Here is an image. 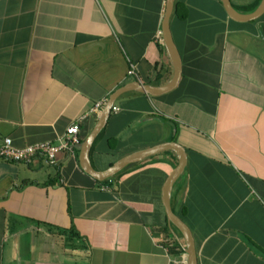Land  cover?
Here are the masks:
<instances>
[{
	"label": "crops",
	"instance_id": "obj_1",
	"mask_svg": "<svg viewBox=\"0 0 264 264\" xmlns=\"http://www.w3.org/2000/svg\"><path fill=\"white\" fill-rule=\"evenodd\" d=\"M179 1L189 10L172 30L179 86L122 94L91 162L104 171L134 152L181 144L187 165L171 203L193 231L198 264H264V16L242 23L222 0ZM231 2L247 10L261 0ZM165 8L166 0H0V140L56 143L78 122L82 142L97 102L133 81H170ZM79 156L62 152L55 165L0 158V264H187L162 199L177 154L105 181Z\"/></svg>",
	"mask_w": 264,
	"mask_h": 264
},
{
	"label": "water",
	"instance_id": "obj_2",
	"mask_svg": "<svg viewBox=\"0 0 264 264\" xmlns=\"http://www.w3.org/2000/svg\"><path fill=\"white\" fill-rule=\"evenodd\" d=\"M176 0H166L165 14L162 22L163 41L173 65V76L164 85H151L141 83L139 80L126 84L115 90L109 97L104 109L98 118V121L89 135L77 146L80 151L79 161L83 170L99 181H105L126 166L143 160L149 156L164 152L174 151L178 156V164L169 174L163 187V205L166 211L167 219L171 227H175L183 236L185 242V251L187 254V264H198L196 242L193 231L190 226L175 213L172 208L171 198L175 183L184 172L187 165V150L179 143L174 141L164 142L132 154H129L104 171H98L91 162V150L102 130L106 127L113 111L116 100L124 93L137 91L149 96H161L169 93L179 86L183 77V61L179 48L174 40L171 28V18L174 11ZM224 9L231 20L237 22H252L264 16V0H261L257 8L250 12H242L236 9L231 0H222Z\"/></svg>",
	"mask_w": 264,
	"mask_h": 264
},
{
	"label": "built area",
	"instance_id": "obj_3",
	"mask_svg": "<svg viewBox=\"0 0 264 264\" xmlns=\"http://www.w3.org/2000/svg\"><path fill=\"white\" fill-rule=\"evenodd\" d=\"M130 72L135 73V70L132 69ZM104 105L105 102H97L92 112H101ZM113 109L118 110L115 106ZM80 143V125L76 122L68 127L64 136L59 138L56 143L42 141L19 147L14 144L11 137H3L0 140V158L13 163L30 162L36 158H44L49 164L55 165L58 162V155L62 152L75 156L77 146Z\"/></svg>",
	"mask_w": 264,
	"mask_h": 264
},
{
	"label": "trees",
	"instance_id": "obj_4",
	"mask_svg": "<svg viewBox=\"0 0 264 264\" xmlns=\"http://www.w3.org/2000/svg\"><path fill=\"white\" fill-rule=\"evenodd\" d=\"M258 4L259 3H257L254 7L249 8L247 10L245 9V10H239V11H242V12L253 11L254 9H256ZM188 16H189L188 8H186V6L181 1L176 0L175 1V5H174L173 15H172V18H171V28H172L173 32H176V30L174 28V22L176 20H179L181 22H185L188 19ZM174 38H175L176 43L179 42L178 37L176 35L174 36ZM170 77H171V75H170ZM51 183H53V182L51 180H48L45 183H43L42 185H49Z\"/></svg>",
	"mask_w": 264,
	"mask_h": 264
},
{
	"label": "rangeland",
	"instance_id": "obj_5",
	"mask_svg": "<svg viewBox=\"0 0 264 264\" xmlns=\"http://www.w3.org/2000/svg\"><path fill=\"white\" fill-rule=\"evenodd\" d=\"M173 229H171V230H174V229H176L175 227H172ZM177 230V229H176ZM176 230H174L175 232H176Z\"/></svg>",
	"mask_w": 264,
	"mask_h": 264
}]
</instances>
